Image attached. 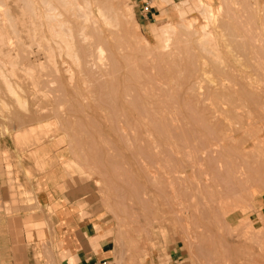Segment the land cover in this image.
<instances>
[{
    "label": "rangeland",
    "instance_id": "1",
    "mask_svg": "<svg viewBox=\"0 0 264 264\" xmlns=\"http://www.w3.org/2000/svg\"><path fill=\"white\" fill-rule=\"evenodd\" d=\"M184 1L143 26L133 0L118 23L95 0H0V217L36 211L51 174L107 224L119 264H264V0L178 16ZM202 23L216 33L182 34ZM93 25L119 34L117 61Z\"/></svg>",
    "mask_w": 264,
    "mask_h": 264
},
{
    "label": "crops",
    "instance_id": "2",
    "mask_svg": "<svg viewBox=\"0 0 264 264\" xmlns=\"http://www.w3.org/2000/svg\"><path fill=\"white\" fill-rule=\"evenodd\" d=\"M133 1L140 24L148 26L160 0ZM147 2L150 7L145 10ZM32 187L36 211L0 217V264H119L116 240L107 224L86 217L75 194L60 189L51 174L34 180ZM263 203L258 206L264 208ZM175 261L170 256L166 264Z\"/></svg>",
    "mask_w": 264,
    "mask_h": 264
},
{
    "label": "bare ground",
    "instance_id": "3",
    "mask_svg": "<svg viewBox=\"0 0 264 264\" xmlns=\"http://www.w3.org/2000/svg\"><path fill=\"white\" fill-rule=\"evenodd\" d=\"M168 1V0H167ZM170 1V0H169ZM186 1V2H185ZM184 2H181V3H176V7H175V9H176V14L178 15V16H181V15H187V14H185L186 12L188 13L189 12V10L190 11H192V13H195L197 10H196V7H200V6H202L203 4H204V2H203V0H185ZM95 2L98 4V6H99V10H100V12H102L103 11V9L105 10V15H103V20H105V22H111V21H109V20H112V21H114L115 23H118L119 21H121L122 20V18H123V13H122V11L120 10V7H119V5H118V3H117V0H95ZM252 2V1H251ZM253 3V2H252ZM207 4H208V11H211V3L207 0ZM250 5V4H249ZM253 6V5H252ZM183 8H185V9H183ZM195 8V9H194ZM72 13V12H71ZM69 15V14H68ZM71 16H73V14H70ZM127 15L129 16V18H131V19H133V21L135 22V25L137 26V28L138 29H140V25H139V23L134 19V12H133V10H132V8H129L128 9V12H127ZM167 16V15H166ZM197 18L196 19H199V16H196ZM168 19V18H167ZM90 19L88 18V17H85L84 18V20L83 21H81V23H79V25H78V30H77V35H78V38H79V40H80V42H82L83 44L84 43H87V42H89V40H90V38H93L92 36H95V34L94 35H92V33H91V31H90V29H89V31H90V33L87 31V29H86V27H87V24L89 23L88 21H89ZM95 21H94V25H95ZM90 24V23H89ZM92 25V24H91ZM93 25V26H94ZM55 26H57V25H55ZM55 26H51L50 28H51V31L54 33V35L56 36V34H57V36L56 37H58V35L59 34H61V33H59V29L57 30V29H55ZM59 26V25H58ZM93 26H91V28L93 27ZM96 26V25H95ZM94 26V28L92 29V30H94V32H96V34L98 35V37H99V39H103L104 41H107V43L109 44H107L108 46H110L109 47V49H110V52H111V54L113 55V57H114V62H115V59H116V50L114 49V47L115 48H117L116 46H114L115 45V42H116V38H115V42L114 41H112L113 42V44L114 45H111V43L112 42H110V40L111 39H114V37H113V35H118L119 36V34L118 33H116V32H112V33H109L108 32V34H106L103 30V32L105 33V35H103L104 33L103 32H99V30L97 31V27H95ZM167 26H168V24H166L163 20H161L160 22H158V24L153 28V34L154 35H157L158 33H160V32H162L163 34H167ZM207 24H200V26L199 27H201V29H197V28H195L194 30H190V29H185L184 31H182V34H188V35H190V34H197L198 32L203 36V38L202 39H204V40H206L208 37H210V35L212 34V33H216V32H212V31H216V30H213V28H212V30L210 31L209 29H207ZM214 27V26H213ZM216 27H217V25H216ZM59 28H60V26H59ZM218 29H219V27H217ZM70 29V28H69ZM77 29V28H76ZM99 29H100V27H99ZM216 29V28H215ZM262 30V29H261ZM72 31V30H71ZM71 31H67V32H70V33H72ZM101 31V30H100ZM109 31V30H108ZM193 32V33H192ZM219 32H220V30H219ZM261 32V31H260ZM101 33H103V34H101ZM217 33H218V31H217ZM263 34V37H264V33H262ZM70 35V34H69ZM73 35H76V34H73ZM73 35L71 36L70 35V37L71 38H74L73 37ZM185 36V35H184ZM59 37L61 38V35H59ZM111 37H113V38H111ZM187 37V36H186ZM185 37V38H186ZM59 38V40H61ZM188 38V37H187ZM254 39H255V37H253ZM94 39V38H93ZM56 40V39H55ZM72 40V39H71ZM98 40V39H97ZM118 40V39H117ZM186 40H188V39H186ZM95 42H96V39L94 40ZM169 41H170V38L168 37V38H166L165 40H164V42L162 43V45L159 47V49L161 48V50H163V51H165V50H167L168 49V46H169ZM56 42V41H55ZM160 42H162V41H160ZM260 42V41H259ZM97 43V45H96V48H95V50H96V53H97V55H99V57L100 58H103V53L105 52L104 50L105 49H103V47H102V45L100 44V40H99V42H96ZM47 44V43H46ZM56 44H57V42H56ZM69 44V43H68ZM75 44V43H74ZM105 44V43H104ZM70 45V44H69ZM85 45V44H84ZM90 45V44H89ZM95 45V44H94ZM117 45V44H116ZM158 45H160V44H158ZM57 46V45H56ZM88 46V45H87ZM67 47H72V45L71 46H67ZM49 48H51V47H49ZM80 48V47H79ZM87 48V47H86ZM203 48V50L205 51L206 50V48H205V46H203L202 47ZM50 50V49H49ZM53 50V49H52ZM108 50V49H107ZM51 51V50H50ZM217 56L218 55H216V58H217ZM77 57V56H76ZM219 57V56H218ZM116 61H117V59H116ZM218 62V61H217ZM204 64H207V63H205V62H203ZM88 64V63H87ZM86 64V65H87ZM117 65H118V63H117ZM262 66V65H261ZM112 67V66H111ZM221 67V66H220ZM220 67L219 66H214V68H215V70H223V69H220ZM114 69V68H113ZM113 69H111V70H113ZM233 70V69H232ZM60 70H58V72H59ZM57 72V71H56ZM113 73V72H112ZM111 74V73H110ZM113 76V75H112ZM6 83V82H5ZM9 85H11V84H8V86ZM6 86H7V84H6ZM10 87V86H9ZM12 89H13V86H12ZM13 91V90H12ZM14 91H15V89H14ZM17 92V91H16ZM3 93V92H2ZM18 94V93H17ZM16 94V95H17ZM18 96L19 97H21L19 94H18ZM15 98V97H14ZM17 99H19V98H17V96H16V102H17ZM20 100H22L23 101V99L21 98ZM22 101H20L21 103H18V104H22ZM25 102V101H24ZM2 103V102H1ZM22 106H24L23 104H22ZM4 113V112H3ZM14 114V113H13ZM2 118V117H1ZM123 127H124V125H123ZM119 128V127H118ZM121 128V127H120ZM123 129V128H122ZM118 131H119V129H117ZM120 133H121V130L119 131ZM226 139V138H225ZM201 145V144H200ZM176 192V191H175ZM29 196V195H28ZM34 197V196H33ZM31 199V198H30ZM185 213V212H184ZM187 224V223H186Z\"/></svg>",
    "mask_w": 264,
    "mask_h": 264
},
{
    "label": "built area",
    "instance_id": "4",
    "mask_svg": "<svg viewBox=\"0 0 264 264\" xmlns=\"http://www.w3.org/2000/svg\"><path fill=\"white\" fill-rule=\"evenodd\" d=\"M150 7V4L147 2L144 9L147 10ZM95 264H108L107 262L95 263Z\"/></svg>",
    "mask_w": 264,
    "mask_h": 264
}]
</instances>
